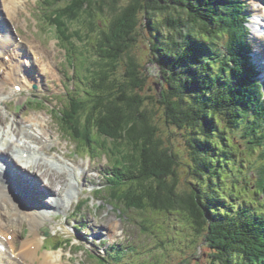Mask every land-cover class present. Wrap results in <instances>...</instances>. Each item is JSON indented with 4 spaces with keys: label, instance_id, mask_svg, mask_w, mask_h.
<instances>
[{
    "label": "trees",
    "instance_id": "trees-1",
    "mask_svg": "<svg viewBox=\"0 0 264 264\" xmlns=\"http://www.w3.org/2000/svg\"><path fill=\"white\" fill-rule=\"evenodd\" d=\"M59 1L49 24L62 47L77 55L84 89L58 124L82 149L94 144L114 159L111 199L126 209L180 217L192 243L201 237L213 250L212 264H264V99L247 60L243 0ZM141 14L149 63L160 71L157 110L142 95L143 68L131 54ZM84 43L94 53L89 58L74 47ZM155 115L181 131L187 181L180 180V155L165 144ZM235 138L244 140L248 157L259 151L253 191L242 187ZM248 191L258 202L262 197L258 207L243 199ZM176 240L163 238L142 264H160L161 252Z\"/></svg>",
    "mask_w": 264,
    "mask_h": 264
},
{
    "label": "rangeland",
    "instance_id": "rangeland-1",
    "mask_svg": "<svg viewBox=\"0 0 264 264\" xmlns=\"http://www.w3.org/2000/svg\"><path fill=\"white\" fill-rule=\"evenodd\" d=\"M38 1L39 7L38 10H43L46 12V14L50 15V12L54 11L59 5L62 6L64 1L59 0H51V5H45L43 2L44 0H25L26 2V9L27 11H31L32 9H35V5ZM128 0H122L123 4H126ZM250 1V0H249ZM249 1L243 0V2L247 3L244 5L246 9L249 7ZM252 6V5H251ZM54 7V8H53ZM2 8V3L0 0V9ZM253 8V7H252ZM251 10L250 12H252ZM258 11V10H257ZM34 13H31V20L24 21L23 18L29 16V14L26 12L23 14L20 10V12H16L18 15L17 20L13 21V23H10L9 25L14 29L15 35L18 37L17 40L20 38L23 39V41H33L38 42L43 49H45L47 52L51 53V57L54 59L55 66L59 72V77L51 78L50 76H44V75H38V80L40 81V85L33 83L32 86H27L26 81H18V84L21 85L19 87L23 88V92H16L15 89L13 90L10 86L7 87V91H14V96L8 100V104H0V112L5 115L6 107H9V110L11 109V113L8 116V122L6 124V127L10 125L12 122V119L16 117L18 121L21 123L25 121L26 119L36 117L39 119L40 124L45 128L49 129L54 140H58L59 143L62 145V148H59L57 146V154H55L56 157H59V155L62 157L61 161H64L65 163L72 165L71 160H64L67 158H73V163L76 167H82V164L84 165L82 168V172L78 174L76 171L69 172L67 169L65 171L68 173V175H76L74 176V181H72L71 178L68 177L69 185L70 187H73L75 184H81V181L84 179V183L88 185H92L95 183L94 177L89 174V172H86L84 170L88 168L89 164L92 165H98L96 167H90L91 173L96 178V184L93 186H86L84 191V195H82V192L80 193L79 198L77 199L78 202L80 200V197L82 195V198L84 200H89L87 204H84L81 207V215L80 217L75 218L76 214V207H73L74 199L72 203H70L69 207L66 208L67 213L66 214H57L58 221L53 220L54 224H57L61 221V226L55 227V229L60 232L63 231L64 233H67L68 236L72 237V241L68 243L66 246H64V241H59L60 246H63L62 249H57L63 252L64 259L63 264H115L112 259H115L116 256L109 257L107 253L103 254L104 248L109 244H115L120 245L121 248L115 249V251H112V254L119 253V257L116 258V260L119 262V264H142L144 260H148L149 256H152V254H156L155 252L158 242L162 241L163 238H166L168 236L174 237L176 240V245L174 248H170L168 246V251L165 250V252H161V259L162 262L160 264H212L213 262L211 259L213 258L214 253L208 247V244L203 241V239L200 237L197 242L192 243V235L193 233L190 231L188 227L183 225L181 223L180 217L177 216H155L152 213L143 212L144 209H138L134 207L133 209H126L123 206H118L117 201H113L110 198L111 191H109V184L105 181L103 177V173L105 172L108 165L110 166V159H108L106 156H102L101 154L96 156L95 159H92V156L90 155L91 152H96V149L94 147L96 145L92 146H86L85 149H79L78 146H72L69 143L65 142L61 139L59 135L62 133L57 127V124L55 121L52 120L51 114L55 113V110H61L64 109L65 106L68 104V100L74 97V95L77 93V91H82L84 89V86L79 81V62L77 63L73 62V58L70 59V61L73 63L68 65L67 57H65L66 54H70L68 50L62 48L60 45H58V41L54 39L55 34L53 33V28H50V26L46 23H43L40 21V18H38V15L35 13L36 11L33 10ZM40 13V11H38ZM20 13V15H19ZM251 14V13H250ZM253 15V14H252ZM252 15L249 17V21L247 24L248 31L250 33L249 42L251 45V60L253 63L257 66V59L256 54L258 56H263L264 52L263 50L260 52L256 51L257 43L264 45V43L260 42L262 40L264 42V39L259 38L257 34V29L255 27V24L253 22V18L261 15L260 13H254V17ZM140 23L142 27H138L136 31V44L132 50V55L136 57L137 62L140 66L143 68V77L145 78V86L142 89V95L147 98L148 106H152L153 110L156 109V100H157V94L161 93L162 90V84L160 80V71L158 67L155 64L149 63L150 61V45L147 42L150 35L146 28V23L144 21V16H140ZM262 24H264V21H262ZM34 36V37H33ZM71 42L73 39H69ZM41 41V43L39 42ZM42 41L48 44L46 46ZM79 42V41H77ZM37 43V44H38ZM72 44V43H71ZM80 45V44H77ZM76 44L74 47L77 48L79 51L80 56H85L87 58L92 55L91 48L88 43L81 44L80 47L83 48L82 51L79 50L78 46ZM224 46V45H222ZM227 53V50H226ZM3 55V54H2ZM94 55V53H93ZM67 61H66V60ZM5 60V57L3 58ZM8 61V60H7ZM6 61V62H7ZM262 63L264 61L261 59ZM53 62V63H54ZM39 66V63L35 64V68ZM54 66V67H55ZM74 66V67H73ZM31 68L28 70L29 74H34L35 68ZM262 68V67H260ZM258 68L257 70L261 69ZM264 68V67H263ZM84 74L89 76L88 69L83 70ZM45 74H49L48 72H45ZM85 80H83L84 82ZM30 85V84H29ZM34 86H37V89H34ZM6 94V93H4ZM41 99L46 102V105L48 108H45L47 112L42 111V107H40L37 104H31L30 102L33 101V99ZM152 98V99H150ZM30 103V104H29ZM67 103V104H66ZM29 104V106H27ZM42 108V109H41ZM50 108H53V111H51L50 114ZM157 110V109H156ZM156 125L158 126L159 130L161 131L163 135V140L167 147L170 145H173V150L177 151L180 155L181 164L179 167V174H180V180L181 182L187 181V179H190L189 177H186V171H187V164H188V153L186 152L185 145L183 144V138L181 137V131L176 130L174 127L170 125H166L163 120L160 118V115L156 116ZM22 120V121H21ZM46 123V124H45ZM19 124V123H18ZM23 124V123H22ZM15 127H18L15 125ZM20 128V127H19ZM51 128V129H50ZM241 129H238L236 131V134L240 133ZM48 132V131H47ZM49 133V132H48ZM235 137H238L237 135ZM55 140V141H56ZM234 143H236L239 153H236V158L238 159V163H243V174L246 176L245 180L242 183L243 186H247L250 191L255 190V187L253 186L254 182L257 183V164L260 163V160L258 159V154L255 153L253 156L248 157V150L246 143L242 139L235 138ZM62 150V151H61ZM61 152V153H60ZM83 152V153H82ZM64 153V154H63ZM70 153V154H69ZM63 154V155H61ZM72 155V156H71ZM66 157V158H63ZM107 159H106V158ZM63 162V163H64ZM82 163V164H81ZM109 163V164H108ZM111 167V166H110ZM75 168V167H74ZM76 169V168H75ZM111 169V168H110ZM256 169V170H255ZM25 173V175L29 177H33L36 180L37 186L38 184H42L45 182V178L43 180L38 181L37 177H35V174H28L26 172H21V174ZM246 183V184H245ZM16 186V184H15ZM40 186V185H39ZM84 186V185H83ZM241 187V185H240ZM41 191H44L43 188H38ZM94 189L97 190V192H94ZM19 195L27 199V206L28 208H36L39 210H42L34 201L23 191L16 190ZM93 191V193H92ZM246 192V195L243 196V199L246 201H256L253 203V207H258L259 203H262L261 198H259V202L254 197V193L252 192ZM73 190V194H75ZM103 199V200H102ZM104 201V203H103ZM69 203V202H68ZM44 206V203L42 204ZM98 205H100V208H97ZM72 206V207H71ZM44 208V207H43ZM136 208V209H135ZM45 209V208H44ZM138 209V210H137ZM46 211V210H45ZM49 211L46 213L48 214ZM82 213L85 215L84 221L81 218ZM96 213L95 215L90 214ZM78 215V214H76ZM11 216V215H10ZM60 216V221H59ZM74 218L75 223H85L86 227H83L82 225H77L74 223V221H69L67 226L63 225V221L66 218ZM180 219V220H179ZM77 220V221H76ZM25 222V221H24ZM23 222V223H24ZM27 222V221H26ZM33 222H30L29 224H32ZM51 222H48V225ZM78 226L79 229V236L76 237V235L73 234L72 225ZM104 225H106L104 227ZM23 230L29 229V226L23 225ZM53 227V225H52ZM89 227V228H87ZM95 227L103 228L104 230L109 228L112 234L115 236H111L113 239H109L107 236L103 235V241L105 243L102 244V246H98L97 251L93 250V247L96 245H99L100 241L97 240L95 234L93 233V230L96 231L98 234L101 230L96 229ZM54 230V227H53ZM30 232V230H28ZM54 232V235L57 236L59 233ZM39 233V231H38ZM110 233V235H111ZM118 234V237L116 236ZM23 237H27L24 235V232L22 233ZM33 234L30 233L29 237H32ZM41 235V234H40ZM42 236V235H41ZM54 238V240H59L61 237H54L53 234L50 236ZM117 237L120 240L118 242L115 241L114 238ZM48 242V246L53 247V243L55 241ZM63 239H65L62 236ZM102 238V236H101ZM27 239V238H26ZM102 240V239H101ZM89 242V244H84L88 246L87 251H84L82 248L77 249L74 248V245L76 244H83V242ZM93 242V245L90 243ZM42 244V239H41ZM22 243L19 242V246H15V252L19 251L21 248ZM43 246V244L41 245ZM41 248V247H40ZM53 250V249H52ZM144 250V251H143ZM5 252V251H4ZM42 254H40V253ZM1 253H3L1 251ZM45 251L43 249L38 250L39 259L36 262V264H43L44 257L43 254ZM55 253V252H53ZM57 253V252H56ZM146 253V254H145ZM160 253V252H158ZM4 254V253H3ZM100 257H104L105 262L100 261ZM140 255V256H139ZM11 257V255L9 254ZM108 260V261H107ZM149 261H152L149 259ZM4 262H7V259H4ZM34 262V263H35Z\"/></svg>",
    "mask_w": 264,
    "mask_h": 264
},
{
    "label": "bare ground",
    "instance_id": "bare-ground-1",
    "mask_svg": "<svg viewBox=\"0 0 264 264\" xmlns=\"http://www.w3.org/2000/svg\"><path fill=\"white\" fill-rule=\"evenodd\" d=\"M23 1L1 0V103L7 101V98L2 97L8 95L5 87L9 84L16 86L15 82L28 81L30 86L32 85L29 78L32 75L26 71V68L30 66L33 68L36 63H39L37 68L34 67V73L45 75V72H48L49 74L56 75L53 61L39 44L33 41H23L21 38L17 40L18 37L16 38L10 31L8 22L13 23L14 19L15 21L17 20L18 15L16 12H19L20 8L23 7ZM257 18L264 21V16L262 15L257 16ZM259 20L254 21L255 26H257L255 28L257 29L259 38L264 39V24ZM260 42L264 43L262 40ZM257 48L258 50L256 51L261 52L263 50L264 52V45L262 46V44L257 43ZM258 54H256L257 64L263 68L264 63H262L261 59L264 61V55L260 57ZM4 56L9 57L7 62L3 60ZM9 94L11 97V91H9ZM20 123L17 119H13L12 123L6 127V116L0 112V172H2L0 173V245L5 248L4 254L0 251V264H34L39 259L38 250L42 245L41 235L38 231L44 228L53 230L52 225H48L47 223L51 222L50 220L53 219V216L58 218L56 213L66 214V208L69 207L74 199H78L80 196L79 192L73 194L74 188L79 184L70 187L68 177L71 178L72 175H68L65 171L66 168L58 164L63 163L61 159L55 156L58 150V142L47 137L49 133L36 117L26 119L22 122L23 124ZM15 125L20 128L15 127ZM6 157L12 163L5 160ZM21 172L35 174L38 181L43 180V178L46 180L37 186L36 180L33 177L31 178L25 175V173L21 174ZM7 175L11 176L20 190L27 192L30 198L43 211L37 209L32 212H27L21 209V206L14 201L10 194L6 180ZM74 176L76 175L74 174ZM38 188H43L44 191ZM41 203H44V206ZM48 211L50 213L46 214ZM81 218L84 221L85 215L83 213ZM24 221H27L28 224L33 222L29 224L31 229L30 233L33 235L27 239L21 238L22 224ZM83 224L86 226L85 223ZM95 228L101 230L98 234L93 230V233L98 239H101L103 235L111 239H113L111 236H115L109 228L105 230L100 227ZM9 235H12L11 241L8 239ZM18 240H21L20 243H22V246L18 252H15V246ZM100 241L103 242V240ZM97 248L99 247L94 246L95 250ZM53 252L43 254V264H63L62 252ZM4 259H7V262H4Z\"/></svg>",
    "mask_w": 264,
    "mask_h": 264
}]
</instances>
